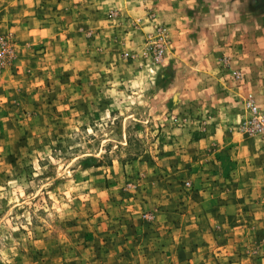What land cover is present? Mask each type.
Returning a JSON list of instances; mask_svg holds the SVG:
<instances>
[{"label": "rangeland", "instance_id": "obj_1", "mask_svg": "<svg viewBox=\"0 0 264 264\" xmlns=\"http://www.w3.org/2000/svg\"><path fill=\"white\" fill-rule=\"evenodd\" d=\"M161 1L0 0V264H264L263 105L172 60Z\"/></svg>", "mask_w": 264, "mask_h": 264}, {"label": "crops", "instance_id": "obj_2", "mask_svg": "<svg viewBox=\"0 0 264 264\" xmlns=\"http://www.w3.org/2000/svg\"><path fill=\"white\" fill-rule=\"evenodd\" d=\"M223 2L225 3L221 5L225 16L219 19L230 22L234 17V20H238L240 13L234 11L238 5L230 9L226 0ZM202 4L201 0H163L160 2L159 20L166 27L168 37L165 38H170L169 41H171L169 46L172 45L175 48V52H171L172 60L185 55L198 58L200 62L196 63L195 67H198L200 72L209 73L221 67L216 65L206 67V65L213 64L214 58L222 57L221 65L225 63L228 72L238 71L239 85L226 77L227 82L224 83V88L228 95L227 101L233 104L234 101H243L242 99L252 95L255 101L264 108V13L254 15V19L248 22L247 31L239 30L224 37L217 34L215 30L214 22L217 20L214 18L216 15L213 13V6L210 7L211 12L206 11V14L202 16L203 10L200 9ZM226 13L229 14V18L226 17ZM238 24L243 28L246 26L243 22H238ZM223 68L225 76H228L227 70ZM235 105L239 103L235 102Z\"/></svg>", "mask_w": 264, "mask_h": 264}, {"label": "built area", "instance_id": "obj_3", "mask_svg": "<svg viewBox=\"0 0 264 264\" xmlns=\"http://www.w3.org/2000/svg\"><path fill=\"white\" fill-rule=\"evenodd\" d=\"M251 108H253L255 114H258V109L255 106H251Z\"/></svg>", "mask_w": 264, "mask_h": 264}]
</instances>
